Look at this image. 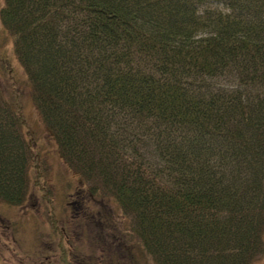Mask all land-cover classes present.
<instances>
[{
	"label": "trees",
	"instance_id": "trees-1",
	"mask_svg": "<svg viewBox=\"0 0 264 264\" xmlns=\"http://www.w3.org/2000/svg\"><path fill=\"white\" fill-rule=\"evenodd\" d=\"M0 18L106 236L121 215L125 246L154 264L264 255V0H4ZM24 129L0 83L11 207L31 195ZM91 206H75L78 226L97 227ZM68 250L59 264H86Z\"/></svg>",
	"mask_w": 264,
	"mask_h": 264
},
{
	"label": "rangeland",
	"instance_id": "rangeland-1",
	"mask_svg": "<svg viewBox=\"0 0 264 264\" xmlns=\"http://www.w3.org/2000/svg\"><path fill=\"white\" fill-rule=\"evenodd\" d=\"M3 4L4 0H0V9ZM0 57L6 60L4 66L0 63L1 86L7 96L19 99L25 137L37 158L29 171L31 195L28 201L20 207L0 201V264H59L63 246L66 250L75 248L73 253L67 251L69 257L78 253L79 261L84 260L86 264H112L111 259L115 264H129L133 257L139 264H154L144 257L142 260L136 248L131 252V246H125L124 235L130 229V222L123 216L114 217L112 236L111 232L106 236V228L96 218L100 207L91 203L84 182L60 157L35 107L30 81L16 58L13 37L4 28L1 18ZM104 202L107 205L108 200ZM85 203L92 204L86 218H95L97 227L90 226L92 222L89 226H78L80 220L74 208L80 205L82 208ZM255 264H264V255L256 259Z\"/></svg>",
	"mask_w": 264,
	"mask_h": 264
}]
</instances>
